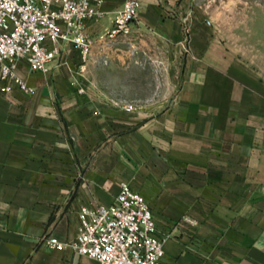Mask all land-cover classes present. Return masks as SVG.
I'll use <instances>...</instances> for the list:
<instances>
[{"label": "crops", "instance_id": "crops-1", "mask_svg": "<svg viewBox=\"0 0 264 264\" xmlns=\"http://www.w3.org/2000/svg\"><path fill=\"white\" fill-rule=\"evenodd\" d=\"M139 1L131 35L96 41L81 73L67 47L47 73L21 67L33 92H0V264H99L42 240L75 238L80 206L111 204L123 180L163 264H264V77L228 49V19L196 17L201 0ZM78 74L93 76L81 93Z\"/></svg>", "mask_w": 264, "mask_h": 264}, {"label": "built area", "instance_id": "built-area-1", "mask_svg": "<svg viewBox=\"0 0 264 264\" xmlns=\"http://www.w3.org/2000/svg\"><path fill=\"white\" fill-rule=\"evenodd\" d=\"M102 3L103 0H0V92H33L21 74L22 66L47 73L52 62L69 47L77 52L83 69L96 41L130 36L140 1L123 0L111 26L93 37L87 26L102 16ZM185 30L188 32L187 27ZM77 90L84 91L79 84ZM115 104L126 111L137 108L134 102L118 100ZM78 218L77 234L72 240L64 242L48 234L42 241L60 250L69 247L99 264H163L165 239L156 235L150 204L128 181L120 182L111 204L80 206Z\"/></svg>", "mask_w": 264, "mask_h": 264}, {"label": "rangeland", "instance_id": "rangeland-1", "mask_svg": "<svg viewBox=\"0 0 264 264\" xmlns=\"http://www.w3.org/2000/svg\"><path fill=\"white\" fill-rule=\"evenodd\" d=\"M201 5L196 17L205 21L228 19V49L239 52L240 57L264 77V0H201ZM79 71L81 73L82 69ZM73 80L81 85L83 81L92 82L93 76L86 80L78 74ZM136 109L142 111L145 107Z\"/></svg>", "mask_w": 264, "mask_h": 264}]
</instances>
